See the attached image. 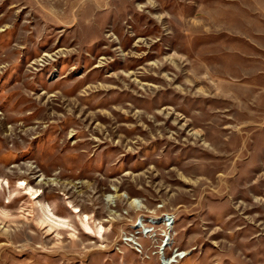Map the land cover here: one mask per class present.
<instances>
[{"label": "rangeland", "instance_id": "1", "mask_svg": "<svg viewBox=\"0 0 264 264\" xmlns=\"http://www.w3.org/2000/svg\"><path fill=\"white\" fill-rule=\"evenodd\" d=\"M168 213L179 264H264V0H0V264H165Z\"/></svg>", "mask_w": 264, "mask_h": 264}, {"label": "bare ground", "instance_id": "2", "mask_svg": "<svg viewBox=\"0 0 264 264\" xmlns=\"http://www.w3.org/2000/svg\"><path fill=\"white\" fill-rule=\"evenodd\" d=\"M6 184H8V181H6ZM20 184H27L25 181L21 180L20 181ZM30 188V187H29ZM116 191V193H108L106 194V200L110 203H112V201L114 200V198L116 196H124L125 198H128L129 196L126 195L125 193L123 192H120L119 190H114ZM139 199H136V198H133L131 200V204L135 203L137 205H139ZM42 211H43V215L44 216H47L48 218V222L50 225L52 226H60L62 224H65L64 223V220L62 218H60L59 216H57L55 214V212L52 210V208H50L48 205H45L43 208H42ZM74 212L77 213L79 215L80 220L82 222V225L83 227L85 228V231L89 232V233H92L94 234L95 236L99 237V238H103L104 237V233L106 231V226L101 223L100 221L96 223V225L93 227L91 225V221H90V216L88 214H85V215H80V212H81V209L75 207L74 208ZM139 218V217H138ZM136 218V220L138 219ZM158 223H161V222H158ZM135 225V224H134ZM140 225V223H139ZM136 226H134L135 228ZM145 236V235H144ZM148 237V235H147ZM166 245H168L169 243L171 244L170 242V239L169 237H166L165 239V242H164ZM157 248H158V252H160L161 254H164L163 253V245L162 243L160 242L159 244H157ZM173 254L171 255H168V257H166L167 259L165 260V264H179L180 263V260L179 258H183L184 256H186L187 252L186 251H182V250H179L177 248L173 249ZM189 254V253H188ZM165 255V254H164Z\"/></svg>", "mask_w": 264, "mask_h": 264}, {"label": "built area", "instance_id": "3", "mask_svg": "<svg viewBox=\"0 0 264 264\" xmlns=\"http://www.w3.org/2000/svg\"><path fill=\"white\" fill-rule=\"evenodd\" d=\"M173 221H174V217L171 214H169V213L168 214H163V216L157 218V220H154V219L149 220V223H144V219L140 218V220L137 221L136 224H135L136 225L135 229L138 230V231H136L137 234H139V233L142 234L143 233L146 236L148 235L150 237H153L157 233L155 231V226L154 225L157 224L158 222H162L165 225V228H164V231L160 233L161 237L159 239H160V242L163 245V253L167 254V252H166L167 251V249H166L167 247H170L171 251H172V249L176 248V247H172V245H171L172 243L171 244L169 243L168 245H166L164 243L166 237H169V239L171 238V227H172ZM139 223H140V225H139ZM132 235L135 236V234H132ZM128 239L133 240V237L132 238H128ZM137 243H139L140 246L142 245L141 242H137ZM167 255H170V254H167Z\"/></svg>", "mask_w": 264, "mask_h": 264}]
</instances>
